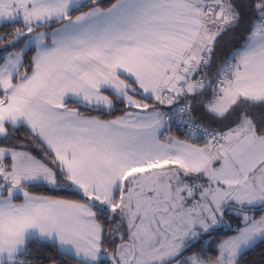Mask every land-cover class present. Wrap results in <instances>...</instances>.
Segmentation results:
<instances>
[{
	"label": "snow or ice",
	"instance_id": "6c2138e0",
	"mask_svg": "<svg viewBox=\"0 0 264 264\" xmlns=\"http://www.w3.org/2000/svg\"><path fill=\"white\" fill-rule=\"evenodd\" d=\"M257 248L264 0H0V264Z\"/></svg>",
	"mask_w": 264,
	"mask_h": 264
},
{
	"label": "trees",
	"instance_id": "16d2710c",
	"mask_svg": "<svg viewBox=\"0 0 264 264\" xmlns=\"http://www.w3.org/2000/svg\"><path fill=\"white\" fill-rule=\"evenodd\" d=\"M262 253H264V249L257 248L254 252H250L241 264H260Z\"/></svg>",
	"mask_w": 264,
	"mask_h": 264
}]
</instances>
